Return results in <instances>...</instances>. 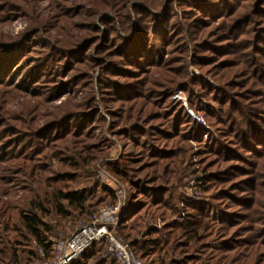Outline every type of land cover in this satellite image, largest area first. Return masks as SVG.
Here are the masks:
<instances>
[{"label": "trees", "instance_id": "trees-1", "mask_svg": "<svg viewBox=\"0 0 264 264\" xmlns=\"http://www.w3.org/2000/svg\"><path fill=\"white\" fill-rule=\"evenodd\" d=\"M34 1L0 4V25L17 8L35 14L25 34L0 38V95L24 98L17 116L0 110V185L19 173L25 192L13 202L0 187V264L53 261L57 245L114 205L118 192L121 210L109 229L143 264H264V0H98L119 9L116 25L103 20L96 39L83 19L75 44L69 16L80 7L55 23L31 9ZM50 21L62 39L35 48L37 29H51ZM95 43L102 60L87 66ZM79 86L80 101L49 109L35 127L43 107ZM94 87L112 133L135 149L105 162L124 196L83 171L112 148L91 142L100 121ZM176 87L207 127L172 100ZM52 159L59 172L47 170ZM189 173L199 198L181 190ZM68 264L120 263L103 240Z\"/></svg>", "mask_w": 264, "mask_h": 264}, {"label": "rangeland", "instance_id": "rangeland-1", "mask_svg": "<svg viewBox=\"0 0 264 264\" xmlns=\"http://www.w3.org/2000/svg\"><path fill=\"white\" fill-rule=\"evenodd\" d=\"M6 0H0V4H2ZM100 1V0H99ZM98 0H35L31 9H34L35 13L37 15H42L45 18H51L55 20V23L58 22V19L60 16H62L60 19H63V16H69L68 14L80 7L79 11V16L73 17L69 16L70 20V34L72 35L73 43L79 42L82 38H79L76 40V37L81 36L83 30H80L77 28L74 24L78 23L81 20L85 19H90L91 23L94 24V27L96 28V31L89 30L88 34L89 35H97L96 39H99L102 34L106 32V27L103 23V20H108L110 23L108 25H116L115 22L118 21V18L116 17L117 14H119V9L110 7V6H101L98 3ZM163 3V0H161L159 3L154 4L155 6H159ZM96 4V5H95ZM136 4H139L136 2ZM61 6L60 9L62 11L60 12L61 14L59 15L56 13V7ZM98 6L101 7L96 13L95 7L97 8ZM66 11H69L67 13ZM15 16L7 21H4L3 24L0 25V38L6 37V38H18L19 36L23 35L26 33V31L29 30L31 24L33 23L34 20V13H31V15H27L25 11L16 9L14 12ZM91 14V16L89 15ZM95 13V15H93ZM125 13V11H124ZM64 14V15H63ZM57 16V17H56ZM105 18V19H104ZM104 21V22H105ZM52 21L47 23V26H49L51 29H42L38 28L37 29V35L34 37V39L31 41V44L34 45L35 48L39 49L41 48L43 44V40L45 38L51 39V41H56V40H61L64 33L61 30L60 24H55ZM92 28V26H90ZM112 29V28H111ZM99 44V42H98ZM94 44L93 48H91L88 51V62L93 63V61H101L102 58L99 56V54L94 51V46L98 45ZM192 70L193 68L190 67ZM94 77H93V83L95 82V77L98 76L99 69L98 67L95 68V70L92 72ZM95 84V83H94ZM0 92L2 90L0 89ZM84 95V91L80 88L77 87L76 89H72L70 91L62 92L61 96L54 100L53 102H50L48 105L43 107L41 109L40 115H38L34 120L35 122L33 123L35 127H40L45 122L48 120L50 114H49V109L53 110L56 109V107L60 106L65 100L69 99L73 101H80ZM94 103L96 105V108L99 110V114L97 115L100 117V121L98 123H95L94 129L92 131V138L91 142L93 144L100 142L102 140H107L110 143V147L112 145V148L104 155L101 156L100 158L96 159L94 162H91V169H86L83 168V171L86 170H91L93 174V179L94 181H98L101 183L106 184L109 188L115 189L117 191H120L122 196L126 195L125 192V185L123 182H119L117 179L113 178L110 176V173L107 172V168L105 165V162L117 160L121 154H126L129 152L131 156L133 157L135 155V149L133 148L132 145L126 144L123 145L122 142H119L118 138L112 133L111 131V124H112V116L109 113V111L106 108L105 102H103V97L101 92L97 89V87H94ZM0 100L3 102L0 103V110L4 109L7 110L9 114L12 116H17L18 113L22 112L21 109V102L24 101V98H16V97H11L8 95H0ZM172 100L178 103H181L182 106L186 109L192 120L196 121L199 125H203L204 127H207L205 119L202 117L200 113H194L187 105V98L185 94L180 90V87H176L173 91L172 94ZM106 105V106H105ZM37 110V109H36ZM55 111V110H54ZM194 117H197L200 119L198 121ZM13 120V119H12ZM24 120V119H23ZM126 146V147H125ZM193 148L196 149L197 147L193 145ZM197 160L198 157L196 158ZM135 169H137V165L132 164ZM197 165V163L195 164ZM194 165L193 168H196ZM90 168V167H89ZM60 165L55 159H52L51 162L49 163V166L47 167V170L53 173L59 172L60 170ZM191 171H193L192 166H191ZM12 179L9 183L6 185H0L9 188V192L7 194H4L3 196L5 199L10 200V201H17L20 200L23 195L25 194L24 189H21V180H20V174L16 173L13 175ZM87 179H82L80 180L79 184L77 185L78 188L82 187L85 185ZM182 180V179H181ZM183 189V193L185 195H188L190 197H198L200 195V189L198 186H196L195 178L192 175V173H189L186 177L184 176L183 182L181 183ZM74 187V186H73ZM119 193V192H118ZM120 194V193H119ZM163 224L162 221H157L156 223H153L151 226L152 227H159Z\"/></svg>", "mask_w": 264, "mask_h": 264}, {"label": "built area", "instance_id": "built-area-1", "mask_svg": "<svg viewBox=\"0 0 264 264\" xmlns=\"http://www.w3.org/2000/svg\"><path fill=\"white\" fill-rule=\"evenodd\" d=\"M198 121L199 118L194 117ZM118 201L111 206L99 208L91 218V222L74 233L67 241L59 243L56 247L55 259L50 262H37L35 264H68L79 258L94 243L106 240L115 259L120 264H143L139 258L131 255L128 246L116 238L109 229L108 224L113 222L121 210V195Z\"/></svg>", "mask_w": 264, "mask_h": 264}]
</instances>
